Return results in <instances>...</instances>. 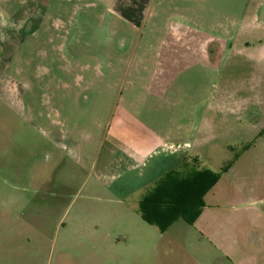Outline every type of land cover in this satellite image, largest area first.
Returning <instances> with one entry per match:
<instances>
[{
    "label": "crops",
    "instance_id": "0c3cea01",
    "mask_svg": "<svg viewBox=\"0 0 264 264\" xmlns=\"http://www.w3.org/2000/svg\"><path fill=\"white\" fill-rule=\"evenodd\" d=\"M20 1L0 19V98L21 95L8 70L22 59L20 49L31 39L39 46L46 42L52 51L48 61L56 72H49V79L59 83L55 90L75 87L85 93L100 90L99 80L117 81V94H126L128 104H117L101 141L90 173L97 188L113 193L118 208L141 216V201L168 175L179 181L203 171L218 176L193 226L233 264H264V247L250 244L257 240L251 231L264 227V0ZM94 16L92 32L101 38L84 39L83 45L84 18ZM43 33L48 37L40 41ZM77 44L92 64L66 53ZM233 63L239 71L236 82ZM18 70L23 72L21 65ZM235 130L244 133V141L234 142ZM60 135L55 142L64 149L76 144L71 139L66 145L68 136ZM234 144L244 146L242 153L234 152ZM100 221L75 224L76 234L70 235L71 228L62 235L56 264L75 262L74 242L115 255L121 239H99V225L109 220ZM113 221L121 225L125 220ZM178 222L165 233L147 224L166 237ZM139 229L147 233L144 237L157 238L155 231ZM22 237L0 232V264H10L12 257L13 264H40L35 251L8 254L9 241Z\"/></svg>",
    "mask_w": 264,
    "mask_h": 264
},
{
    "label": "rangeland",
    "instance_id": "374dc122",
    "mask_svg": "<svg viewBox=\"0 0 264 264\" xmlns=\"http://www.w3.org/2000/svg\"><path fill=\"white\" fill-rule=\"evenodd\" d=\"M21 5L20 0H0V19L5 20L4 12ZM84 19L88 20V26L86 32L79 34L82 42L87 38L98 41L101 35L92 32L96 17ZM174 21L181 22L179 18ZM47 37L41 34L40 41ZM30 41L20 49L22 59H16L8 70V77L19 85L21 95L0 98V221H8L5 226L0 224V232L23 235V240L9 241L8 254L25 256L35 251L39 253L40 264H56L62 255L60 239L71 228L70 235L76 234L73 230L79 225L75 224L109 220L107 225L97 226L102 233L99 239H115V242L121 239L115 255L85 247L82 250L74 242L72 252L76 260L72 264H233L197 227L179 220L164 237L134 210L118 208L113 193L97 188L90 176L93 163L117 104H128L127 96H118L115 80L104 83L99 80L96 85L100 90L85 93L75 87L55 90L59 83L49 79V72H56L48 61L52 51L46 42L39 46L38 42ZM77 47L78 44L66 53L81 59L82 64H92L86 58L91 55L83 54ZM20 65L22 73L18 70ZM227 65L228 61L222 66L221 76L228 70ZM231 72L236 82L239 71L234 63ZM204 82L207 85L208 79ZM65 83L71 82H62ZM143 98L141 95L138 99ZM60 134L68 136L66 145L71 139L76 144L64 149L55 142L56 137L61 138ZM243 137L241 130H235L234 142L240 138L244 141ZM243 147L234 144V152L242 153ZM113 220L125 221L116 225ZM139 226H145L147 232L155 231L157 238L144 237L147 233ZM130 229L135 232L131 233ZM253 232L258 241H253L254 237L250 244L254 249L259 245L264 247V227H256ZM39 234L44 238L37 239ZM15 245L19 246L18 251L12 249ZM13 262L12 257L10 264Z\"/></svg>",
    "mask_w": 264,
    "mask_h": 264
},
{
    "label": "trees",
    "instance_id": "16d2710c",
    "mask_svg": "<svg viewBox=\"0 0 264 264\" xmlns=\"http://www.w3.org/2000/svg\"><path fill=\"white\" fill-rule=\"evenodd\" d=\"M218 179L207 171L182 181L168 175L141 201L139 212L142 219L157 226L162 233L180 219L193 225L205 207L204 196Z\"/></svg>",
    "mask_w": 264,
    "mask_h": 264
}]
</instances>
